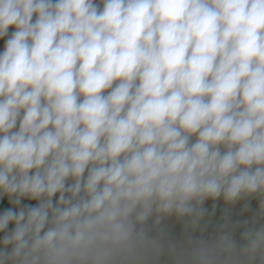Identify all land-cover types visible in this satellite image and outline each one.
<instances>
[{"label": "clouds", "instance_id": "9594fccd", "mask_svg": "<svg viewBox=\"0 0 264 264\" xmlns=\"http://www.w3.org/2000/svg\"><path fill=\"white\" fill-rule=\"evenodd\" d=\"M4 37L0 264H264V0H0Z\"/></svg>", "mask_w": 264, "mask_h": 264}, {"label": "crops", "instance_id": "0c3cea01", "mask_svg": "<svg viewBox=\"0 0 264 264\" xmlns=\"http://www.w3.org/2000/svg\"><path fill=\"white\" fill-rule=\"evenodd\" d=\"M6 39H7V37L2 38V42H1V45H0V52L3 51L4 42H5ZM169 223L173 225L174 230L178 233L179 232V225L178 224H174V221H169Z\"/></svg>", "mask_w": 264, "mask_h": 264}, {"label": "built area", "instance_id": "2783aa9c", "mask_svg": "<svg viewBox=\"0 0 264 264\" xmlns=\"http://www.w3.org/2000/svg\"><path fill=\"white\" fill-rule=\"evenodd\" d=\"M97 2H98V0H97ZM11 31H14V29H9V32H11ZM1 42H2V38H0V45H1Z\"/></svg>", "mask_w": 264, "mask_h": 264}]
</instances>
